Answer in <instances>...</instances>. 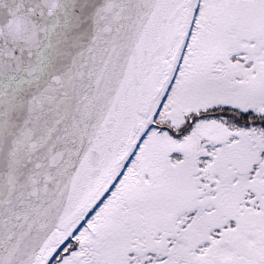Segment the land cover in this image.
I'll list each match as a JSON object with an SVG mask.
<instances>
[{
	"label": "snow or ice",
	"instance_id": "6c2138e0",
	"mask_svg": "<svg viewBox=\"0 0 264 264\" xmlns=\"http://www.w3.org/2000/svg\"><path fill=\"white\" fill-rule=\"evenodd\" d=\"M0 264H264V0H0Z\"/></svg>",
	"mask_w": 264,
	"mask_h": 264
}]
</instances>
